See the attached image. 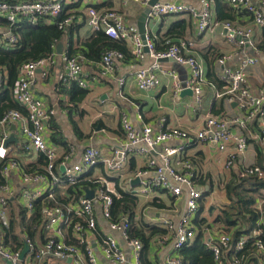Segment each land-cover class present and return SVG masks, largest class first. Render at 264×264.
I'll return each mask as SVG.
<instances>
[{
  "label": "crops",
  "instance_id": "1",
  "mask_svg": "<svg viewBox=\"0 0 264 264\" xmlns=\"http://www.w3.org/2000/svg\"><path fill=\"white\" fill-rule=\"evenodd\" d=\"M124 1L127 2L126 5H123ZM171 1L186 3L197 12L201 10L200 0ZM259 1L250 0L253 6H259ZM85 3H90L92 7H96L99 11L104 8L115 10L121 14L124 23L134 27L138 33V19L146 9L145 6L131 0H69L67 2L64 14L71 16L73 22L68 27L70 30L67 33L66 39L60 41L62 43V54H58L55 50L54 64L48 67L45 77H42L40 69L36 71L35 83L32 87L33 96L40 100L48 110L53 112L50 121L46 125L47 131L50 133L48 144L56 149L61 158L68 157L66 165L71 166L79 163L84 149L89 146L98 148L105 157L111 156L115 149H121L126 142L120 124L122 116H126L135 129H141L145 125H150L155 130L163 122L167 127L187 131L194 140L186 148L185 157L192 161L195 184L202 189V197L195 219L202 209L205 211V205L209 201L207 203L208 210L206 214L210 218L209 223L212 224L218 213V208L227 202L222 190L223 184L229 181L232 174H239V166L256 165V147L261 148L264 155V142L260 139L261 119L247 118L235 103L228 102L224 97L218 96L223 88L218 90L210 82H206L201 87V109H196L193 93L191 95H181V91L175 94L172 90L171 80L161 73L159 74L160 85L158 87L150 91L138 90L133 76L136 71L149 67L154 62L148 55L139 61L133 60L128 56L124 57L123 60L116 62L112 73L102 75L100 73L99 62L86 59L81 54L75 53L74 56L77 55L81 61L84 74L83 79L87 83V88H80L74 83L67 84L64 87L65 84L62 83V78L65 75V64L61 55H67L69 47L72 48V51L78 49L81 41L88 39L95 31L87 24V16L84 11L86 7ZM226 17H230L228 22L232 26L251 30L252 47L247 45L237 47L227 41L221 24L224 21H220V19H225ZM180 21H184V24H178ZM145 29V34L154 40L157 49L158 47L162 48L165 38L163 40L161 38L168 31L175 34L182 32L183 38H170L174 42L181 40L189 43L185 53L202 62L205 78L209 81L210 77L212 79H220L221 68L217 60L222 55L230 56L227 65L231 69L237 68L240 60L244 57L256 58L258 63L255 66L249 67L246 71V83L252 93L264 98V51L259 49L264 40V29L257 26L253 22L252 17L244 9L233 7L223 0H212L210 24L202 33L198 32L196 21L188 14H176L157 19L148 18L145 23ZM8 31L5 28H0V38L6 36ZM0 44H2L1 41ZM127 49L129 52L128 46ZM160 67L165 70L175 71L180 82H185L189 79L190 73L186 67L179 66L170 61H160ZM120 79L123 80L122 84L119 83ZM262 108L264 110V101ZM209 116H225L227 119L233 121L237 119L236 122L229 124L227 129L233 134L242 135L247 140L246 151L235 158L234 165L229 169L226 168V162L229 155L233 153L232 145H228L224 151H219L214 145L195 140V135L202 129L205 118ZM8 131L10 132V136H13V139L7 143L9 156L5 163L10 159H15L19 165L20 172L11 170L7 176H4L2 173V161H0V184H7L13 191V195L8 198L5 206V220L7 222V225H4L5 227L8 226L11 207L16 208L20 206L25 209L24 192L27 190L35 192L45 187L44 184L29 186L22 182L21 176L23 173H27L34 166L40 167L37 164V158L41 153L30 152L24 149L26 141L21 132V123L12 124L8 128ZM179 143V141L167 142L158 146L157 149H162L165 146H176ZM150 157V155L144 157L130 155L126 160L124 168L118 173H112L103 165H98L82 173L81 179L103 178L110 187L115 189L116 193L117 191H122L131 194L132 189L139 186L137 182H134L138 172H146L142 176L143 180L150 181L152 179L153 170L147 166V160ZM172 164L175 166V159L172 160ZM44 167L41 166L40 168L44 169ZM60 168L56 169L58 175L63 173ZM214 181L220 195L217 198H207L206 196L211 193ZM84 187H88L94 191L95 186ZM55 189H59L58 191L62 200L68 199L65 193L66 188L57 187ZM83 197L84 192L81 190L77 200L70 202L64 207L70 220L74 221L76 218L74 214L76 211L74 210L77 208L78 199ZM136 198L138 201L136 209L137 218L146 226L159 227L165 231L163 234L150 239L149 246L144 255V246H142L139 257L142 256L144 258L145 264H166V259L172 255L173 251L170 242L161 241V238L167 233L163 221L167 220L176 223L183 214L186 198L184 195L175 197L165 189H156L146 197L136 196ZM154 202L161 205V207L153 206L151 203ZM259 202L258 200V204ZM93 206L96 228L94 231L91 230L86 233V239L96 258L97 264H118L106 259L103 254L102 240L105 236H111L116 240L118 247L125 257L123 264H136L137 261L132 248L123 240L119 232L110 229L109 221L103 219L100 204L95 202ZM68 209L69 212L67 211ZM204 211L199 215V218H204ZM76 221L81 222V219L76 218L74 222ZM145 229V233H147V228ZM43 231L42 235L40 227L37 228L33 241L23 236L24 245L25 241L29 239L33 245L41 246L53 236L58 241L67 245L76 246L80 251L82 249L73 231L67 224H60L50 231L46 229ZM57 231H59V234ZM220 231L217 226H212L211 229L204 233V243L207 245L209 236L215 235ZM198 235V232H196L194 238L188 244L191 245ZM4 236L5 234L0 230V245L2 247H6L3 245ZM23 261L26 264H84V258L81 256L65 260L53 257L36 260L33 259V255L29 250L24 256ZM139 263L144 264L142 261H139ZM0 264H5L1 258Z\"/></svg>",
  "mask_w": 264,
  "mask_h": 264
},
{
  "label": "built area",
  "instance_id": "2",
  "mask_svg": "<svg viewBox=\"0 0 264 264\" xmlns=\"http://www.w3.org/2000/svg\"><path fill=\"white\" fill-rule=\"evenodd\" d=\"M69 0H24L17 4H10L0 1V19H5L10 24H17L24 20L29 25H36L39 20L46 23H52L59 18L64 11ZM145 7H149V18L157 19L176 14H188L197 23L199 33L205 31L210 24V7L212 0H200L201 10L197 12L190 5L176 1H157L149 6L152 0H131ZM225 3L244 9L253 19V22L264 29V0L259 1V6H253L250 0H223ZM90 3H85L84 9L87 16V24L95 31L102 30L110 39L121 41L127 44L130 57L133 60H143L146 55L153 59V63L146 68L139 69L134 73L133 80L138 90L150 91L160 85V76H167L172 82V90L175 94L183 89H190L193 93L196 109H201L202 85L206 84V78L202 62L192 56H188L185 51L189 43L186 41L174 42L171 38L163 40V49L158 50L154 40L147 34L140 35L134 27L126 25L120 13L111 9H97ZM127 2L124 1L123 5ZM89 5V6H87ZM71 16H66L58 24L59 29H66L72 24ZM224 36L229 43L237 47L245 45L252 47L251 30L240 29L232 26L229 22L222 23ZM2 43L14 44L16 37L8 31L6 36L0 38ZM264 51V49H263ZM65 64V75L62 83H75L80 88H87V83L83 79L82 65L79 57H69L61 55ZM124 55L117 50L106 51L99 63L100 73L102 75L113 72L117 61L123 60ZM230 60L229 55H222L217 63L220 66V79L224 84L223 90L218 94L224 97L228 102H233L244 113L247 118H260V139L264 142V110L262 108L264 98L252 93L246 83V71L249 67L255 66L258 60L253 57H244L240 60L237 68L231 69L227 63ZM55 61V54L46 58L30 61L21 65L17 72V82L13 88L14 101L25 111L22 114L19 110L10 109L3 113L0 118V161L3 162L2 173L7 176L11 170L20 172L19 165L15 160H8L9 147L5 142L10 138L8 128L15 123H21V132L25 137L26 144L24 149L30 152L41 153L46 160L43 173H23L21 180L25 185L44 184V189L35 192L25 191L23 194L25 201L26 214L33 213V203L42 196L48 200L53 199V192L56 187L67 188L76 185L81 179L82 173L103 165L112 173L120 172L126 163L128 156L136 155L144 157L150 155L147 160V166L153 170V177L150 181H145L142 176L146 172H138L136 177L139 179L138 188L132 189L131 194L138 197H146L156 189H165L173 196H185V209L176 223L164 220L163 225L167 233L161 238L162 242H170L172 255L166 259V264H182L179 252L187 245L196 234L194 226L195 216L199 209L202 189L195 184L193 173V163L185 157L186 148L193 142L189 132L179 128L167 127L165 123H160V127L154 130L150 125H145L141 129H135L126 116L120 119L121 128L125 135V144L121 149H115L111 156L105 157L102 152L89 146L84 149L80 161L77 164L68 166L66 160L68 157L61 158L56 149L48 144L50 133L46 125L53 114L44 104L35 98L32 93V87L35 83V75L38 69L41 70L42 77L46 76L48 67ZM160 61H170L179 66L186 67L189 70V79L180 82L175 71L165 70L160 67ZM7 73L5 69L0 68V88L6 87ZM122 84L123 80L120 79ZM237 119L229 120L225 116L206 117L202 129L195 135L198 142H206L214 145L219 151L227 149L232 145L231 153L226 162V168H231L235 163V158L244 154L247 149V140L242 135L231 133L227 126L236 122ZM180 143L176 146H165L157 149L158 146L167 142ZM175 159V166L172 160ZM177 166V167H176ZM63 167V173L58 175L56 169ZM239 177H264L262 169L257 165H241L238 168ZM95 185L93 199L80 198L77 201L75 217L81 219V222H74L69 219L65 210L58 206H49L43 208L42 215L45 219L44 229L50 231L55 226L67 224L73 231L77 242L82 247L81 251L74 245H67L58 241L55 237H50L41 246L33 245L27 239L25 244L33 255V259L40 260L46 257L55 259H72L77 256L84 258V264H97L96 258L92 253L86 239L88 231H94L96 228V218L94 215L95 202L99 203L102 209V217L109 221V227L112 231L121 234L123 240L132 248L137 263L142 250V243L138 239L130 238L128 235L129 222L127 217H121L117 222L111 221L112 196H117L113 187H110L105 179H92ZM13 195L12 189L7 184H0V220L6 226L5 206L7 200ZM258 208L261 207L264 200H259ZM73 210V209H72ZM69 212V209L67 210ZM207 232V231H206ZM59 234V231H57ZM261 231L256 229L252 232L254 238V255L258 263H264V241L260 238ZM247 237L240 238L233 251H240L246 243ZM231 237L222 231L209 236L207 246L212 252L214 264H249L244 256L238 257L235 254H228L231 249ZM102 251L106 259L123 264L125 257L117 245L116 240L111 236H105L102 240ZM0 258L11 264H26L20 260V252L13 251L0 245Z\"/></svg>",
  "mask_w": 264,
  "mask_h": 264
},
{
  "label": "trees",
  "instance_id": "3",
  "mask_svg": "<svg viewBox=\"0 0 264 264\" xmlns=\"http://www.w3.org/2000/svg\"><path fill=\"white\" fill-rule=\"evenodd\" d=\"M4 1L10 4H15L20 0ZM64 10L66 11V7H64ZM228 10L230 11V9ZM65 11H63L62 15L52 23L48 24L44 20H39L34 26L29 25L24 20L17 24H10L5 19H0V28H5L11 31L12 35L16 37V42L14 44L10 45L6 42L0 44V68L5 69L7 73L6 87L0 88V118L3 113L10 109H16L22 114H25V111L13 100L11 94V91L17 82L18 69L24 63L50 56L55 52L56 44L66 39L70 28H58L59 22L67 16L64 14ZM229 18L230 17H226L225 19H220V21L228 22ZM179 23L184 24V21H180L178 24ZM170 37L183 38V34L182 32L175 34L168 31L161 40ZM160 49H163V47H158V50ZM259 49H264V40ZM108 50H117L121 52L125 58L127 56L130 57L125 43L108 38L102 30L94 31L88 39L81 41L78 49L72 51V48L69 47L67 50V56L77 57V55L74 56V54L79 53L86 59L100 63L103 54ZM207 82L214 84L218 90H221L224 86L221 79H212L210 77V81L208 80ZM256 151V165L261 167L264 173V155L261 148L256 147ZM37 164L40 167L46 165L44 156L41 154L37 158ZM39 168L34 166L29 169L28 172L43 173L44 169ZM84 186L93 187L95 185L90 178L82 179L76 185L69 186L65 189V193L68 197L67 200L61 199V195L58 191L59 189L54 190L52 200H48L46 196L38 198L33 203V213L29 216L26 214V210L20 206L16 208L11 207L10 215L8 217V226L5 227L0 220V230L5 234L3 245L13 251L21 250L24 246L23 236L30 238L33 241L37 228L40 227L41 234L44 232L45 219L42 215L43 208L58 206L64 209L67 204L77 200L82 187ZM222 190L227 202L218 208V213L212 224L204 218H199V215L204 211L201 206L202 211L194 220V226L199 235L191 245H185L179 252L181 263L214 264L212 252L204 243L203 236L206 231L212 228V226H217L221 231L229 234L231 237V249L228 254L236 253L238 257L244 256V259H246L249 264H263L258 263L259 261L254 255L255 248L253 247V244L255 240L251 237V234L254 230L259 229L261 231L260 238L264 241V202L260 208L257 207L258 200H264V177L258 178L251 176L240 178L239 175L232 174L229 181L223 184ZM151 204L153 206L161 207V205H158L155 202ZM137 205L138 201L136 196L117 191V196H112L110 214L111 221L113 222L119 221L121 217H127L129 222L128 235L130 238L138 239L143 244L144 255L149 246L150 239L154 236L163 234L165 231L159 227L144 225L139 218H137ZM75 220L76 218L74 221ZM145 228H147V233H145ZM242 237H247L243 249L239 252L233 251V245H235V243H237ZM139 261H142L145 264V260L142 256L139 257Z\"/></svg>",
  "mask_w": 264,
  "mask_h": 264
},
{
  "label": "water",
  "instance_id": "4",
  "mask_svg": "<svg viewBox=\"0 0 264 264\" xmlns=\"http://www.w3.org/2000/svg\"><path fill=\"white\" fill-rule=\"evenodd\" d=\"M158 0H152L150 3H149V6H152L154 5ZM150 12V9L149 7H146V9L142 12L141 16L139 17L138 19V27H139V33L140 35H144L146 33V29H145V23L146 21L148 20V14ZM55 50L58 54H62V43L61 42H58L55 46ZM182 94H192V91L190 89H183L182 92H181V95ZM13 139V136L11 135L10 138L5 142V145L10 142L11 140ZM61 171H63V167L60 168ZM134 182L136 183H139V179L136 178L134 180ZM83 192H84V198L86 199H89V200H92L93 199V194H94V191L93 190H90L88 187H83L82 188ZM211 210V209H210ZM28 252V246L25 244L24 245V248L23 250L20 252V260L23 261L24 259V256L26 255V253ZM5 264H11L10 262L8 261H4Z\"/></svg>",
  "mask_w": 264,
  "mask_h": 264
},
{
  "label": "rangeland",
  "instance_id": "5",
  "mask_svg": "<svg viewBox=\"0 0 264 264\" xmlns=\"http://www.w3.org/2000/svg\"><path fill=\"white\" fill-rule=\"evenodd\" d=\"M213 187H212V190H211V193H209L206 197L207 198H217V197H219V195H220V193H219V189H218V187L216 186V183H215V181H214V183H213V185H212ZM208 200V199H207ZM209 201H207V203H208ZM207 203H206V208H205V211H204V213H203V217L206 219V221H208V222H210V218L208 217V215L206 214V211L208 210L207 209Z\"/></svg>",
  "mask_w": 264,
  "mask_h": 264
}]
</instances>
